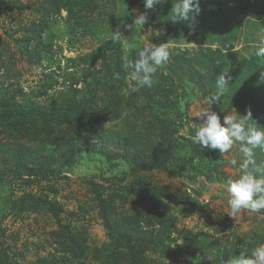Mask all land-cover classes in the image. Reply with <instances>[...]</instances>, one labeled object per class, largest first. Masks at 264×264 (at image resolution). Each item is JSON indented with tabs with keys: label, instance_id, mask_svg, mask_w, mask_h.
Listing matches in <instances>:
<instances>
[{
	"label": "rangeland",
	"instance_id": "1",
	"mask_svg": "<svg viewBox=\"0 0 264 264\" xmlns=\"http://www.w3.org/2000/svg\"><path fill=\"white\" fill-rule=\"evenodd\" d=\"M72 2L0 0V264H230L251 255L264 245V210L226 213L240 142L221 154L192 138L223 72L228 91L211 111L223 123L250 110L248 123L264 130V87L246 96L240 78L253 57L264 73L255 54L264 0H200L192 28L172 21L177 0L152 9L144 0ZM142 14L145 25H134ZM146 41L166 43L170 58L152 87L126 96L136 84L128 51L134 60ZM86 143L126 157L84 151Z\"/></svg>",
	"mask_w": 264,
	"mask_h": 264
},
{
	"label": "clouds",
	"instance_id": "2",
	"mask_svg": "<svg viewBox=\"0 0 264 264\" xmlns=\"http://www.w3.org/2000/svg\"><path fill=\"white\" fill-rule=\"evenodd\" d=\"M161 0H144L145 9H152ZM201 11L200 0H177L173 6L172 21H187L190 28L195 23L196 16ZM146 15H139L134 20V25H145ZM121 31H113L112 38L121 41ZM158 36L161 32L157 31ZM128 48V45H125ZM136 58L130 57L131 50L126 57L125 69L129 71L131 80L136 82L123 89L124 95H131L140 87H152L153 76L159 68L163 67L170 58L166 43L159 46L146 41L142 48H136ZM264 57V46H259L255 53ZM228 72L221 73L215 80L216 91L206 97V105L196 113L197 118L205 117L199 124L192 138L193 143L200 145L204 150H218L219 153H228L234 142H240V153L243 162L239 165L241 175L238 179L227 181V192L230 198L227 201L229 217L236 218L242 211L258 213L264 210V165H257L255 149L264 152V130L248 123L253 120L251 111L245 116L224 115L223 123L220 116L211 111L214 103H220L221 97L228 91L231 77ZM264 79V73H261ZM233 166L237 160L230 162ZM230 264H264V245L257 247L251 255L241 254L233 259Z\"/></svg>",
	"mask_w": 264,
	"mask_h": 264
},
{
	"label": "trees",
	"instance_id": "3",
	"mask_svg": "<svg viewBox=\"0 0 264 264\" xmlns=\"http://www.w3.org/2000/svg\"><path fill=\"white\" fill-rule=\"evenodd\" d=\"M74 1L75 0H73L72 5L77 7L79 4L77 2H74ZM217 1H219V0H217ZM217 1L212 0V4H215V2L217 3ZM51 4H53V2ZM55 5H59V4L56 3ZM37 33L40 34V31L38 32V30H37ZM260 62H261V59H259L257 57H253V63H250L243 70V73L240 76V78L242 77L243 92H244V95H246V96H248L249 94H254V93L260 91L264 87V79L261 78V71H258V69H257V65H259ZM189 67H190L192 72H196L193 69L192 65H189ZM199 76H200V78L202 77L201 74H199ZM190 77L192 79L193 76L190 74ZM83 150L94 152V153H97L101 156H105V157L111 158V159H124L126 157V154H122L119 152H111L106 147H104L103 145L100 146L96 143H94V144L86 143L85 145H83Z\"/></svg>",
	"mask_w": 264,
	"mask_h": 264
}]
</instances>
